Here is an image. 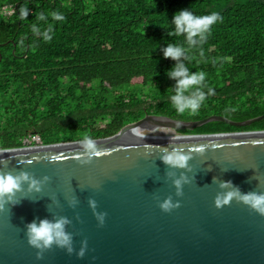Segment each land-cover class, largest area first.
<instances>
[{
  "label": "trees",
  "instance_id": "obj_1",
  "mask_svg": "<svg viewBox=\"0 0 264 264\" xmlns=\"http://www.w3.org/2000/svg\"><path fill=\"white\" fill-rule=\"evenodd\" d=\"M183 9L222 17L180 61L205 73L206 99L195 113L173 107L167 73L177 62L162 52L169 44L189 48L185 35H170ZM263 114L264 0H0V150L31 137L41 145L106 139L145 115L240 122ZM250 131H264V119L183 132Z\"/></svg>",
  "mask_w": 264,
  "mask_h": 264
},
{
  "label": "water",
  "instance_id": "obj_2",
  "mask_svg": "<svg viewBox=\"0 0 264 264\" xmlns=\"http://www.w3.org/2000/svg\"><path fill=\"white\" fill-rule=\"evenodd\" d=\"M263 119L264 114L240 122L219 115L197 121L145 115L115 136L95 140L106 154L83 166L75 159L76 141L0 150L7 162L0 174L27 172L39 181V191L25 181L17 204L0 212V264H264V216L238 197L215 207L216 197L228 192L264 193V131L130 134L190 131L215 122L247 127ZM200 146L206 148L203 156L195 152ZM165 148L191 154L189 169H170L162 160ZM177 179L187 181L182 196L176 195ZM166 199L179 208L164 212L160 204ZM100 213H106L103 226ZM61 218L68 221L70 243L63 249L53 245L37 259L26 225Z\"/></svg>",
  "mask_w": 264,
  "mask_h": 264
},
{
  "label": "clouds",
  "instance_id": "obj_3",
  "mask_svg": "<svg viewBox=\"0 0 264 264\" xmlns=\"http://www.w3.org/2000/svg\"><path fill=\"white\" fill-rule=\"evenodd\" d=\"M53 15L56 19H62L59 14ZM39 19L45 20V16L41 15ZM172 22L175 25V32L170 33V35H185L189 48L169 44L162 49L165 59H171L177 62L167 73L168 78L175 81V84L172 86L174 94H172L169 99L178 113H195L206 99L204 89L208 88V85L206 83L205 73L202 71L198 73L190 72L186 64L180 61L182 57L184 59L188 58L186 53L191 47L200 45L206 40L211 32L212 26L217 22H222V17L218 12H212L205 16H195L187 9H183L174 14ZM50 30L49 28V31ZM32 31L38 35L41 34L40 29L37 28L36 25L32 26ZM43 35L45 39L51 38L47 32H44ZM211 92L212 90L209 88L208 94H211ZM76 143L80 146V152L75 159L82 166L91 164L94 158L105 155L107 151L99 148L95 139L90 135L83 136L76 141ZM148 146L149 145L145 144V147ZM212 147L215 146L212 145ZM205 149V146H200L195 149V152L198 153L199 156H203L205 154ZM55 159H59V157ZM190 159H193L191 154H186L182 149L178 148H173L171 151L165 148L162 156L163 162L169 166L170 169H189L188 161ZM6 163V161L0 160V164L6 166ZM181 176L183 177L184 174L181 173ZM44 179L48 180V177H44ZM29 180H31L30 187L35 191H39V181L27 172H20L17 175L0 174V212L5 210V205L7 204L12 206L17 204L15 196L18 192L23 190L24 182ZM182 183H187V181L182 179L174 181L177 196H182L183 194ZM233 197H238L239 201L250 210L264 216V193L250 192L241 194L238 191L228 192L222 197H216L215 207L217 209L222 208L221 206L231 201ZM90 205L95 208V200L90 199ZM179 206L178 202L173 203L171 199H166L160 204V208L164 212H170L175 208H179ZM97 215L100 221L99 224L103 226L106 213ZM67 222L66 218L55 221L43 219L39 222L34 220L26 225L28 243L37 250V259L42 258L43 253L52 248L53 245L63 249L65 245L70 243V234L66 233L64 230V225ZM67 251L71 252L72 249L68 248ZM83 254L84 252L82 251L80 255L82 256Z\"/></svg>",
  "mask_w": 264,
  "mask_h": 264
},
{
  "label": "rangeland",
  "instance_id": "obj_4",
  "mask_svg": "<svg viewBox=\"0 0 264 264\" xmlns=\"http://www.w3.org/2000/svg\"><path fill=\"white\" fill-rule=\"evenodd\" d=\"M141 135L147 136V137H173V136H182V135H188L184 133L183 131H173L171 129H160L157 128L153 131H143L140 133ZM31 146L34 145H41L40 141L37 138L31 139ZM29 142L27 140L24 141V146L23 147H28L30 146Z\"/></svg>",
  "mask_w": 264,
  "mask_h": 264
},
{
  "label": "built area",
  "instance_id": "obj_5",
  "mask_svg": "<svg viewBox=\"0 0 264 264\" xmlns=\"http://www.w3.org/2000/svg\"><path fill=\"white\" fill-rule=\"evenodd\" d=\"M33 138H37L38 140H39V138L38 137H31L29 140H27L28 142H29V145H30V143H31V139H33ZM40 141V140H39ZM41 143V142H40ZM35 146H39V145H34V146H28V147H35Z\"/></svg>",
  "mask_w": 264,
  "mask_h": 264
},
{
  "label": "bare ground",
  "instance_id": "obj_6",
  "mask_svg": "<svg viewBox=\"0 0 264 264\" xmlns=\"http://www.w3.org/2000/svg\"><path fill=\"white\" fill-rule=\"evenodd\" d=\"M130 134L135 136V137H139L140 136V133H137V132H130Z\"/></svg>",
  "mask_w": 264,
  "mask_h": 264
}]
</instances>
